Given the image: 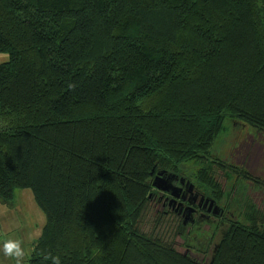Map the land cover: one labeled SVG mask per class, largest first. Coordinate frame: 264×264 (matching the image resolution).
Returning a JSON list of instances; mask_svg holds the SVG:
<instances>
[{
    "label": "trees",
    "instance_id": "16d2710c",
    "mask_svg": "<svg viewBox=\"0 0 264 264\" xmlns=\"http://www.w3.org/2000/svg\"><path fill=\"white\" fill-rule=\"evenodd\" d=\"M0 52V199L29 189L45 219L28 264H264L249 199L207 263L138 227L187 162L231 208L204 160L226 119L264 134V0H0Z\"/></svg>",
    "mask_w": 264,
    "mask_h": 264
},
{
    "label": "rangeland",
    "instance_id": "374dc122",
    "mask_svg": "<svg viewBox=\"0 0 264 264\" xmlns=\"http://www.w3.org/2000/svg\"><path fill=\"white\" fill-rule=\"evenodd\" d=\"M8 59L7 52H0V64L7 62ZM209 154V159L204 160V163L206 166L212 164L210 176L223 193L229 191L232 193L230 197L233 196L234 202L230 211L239 212L238 205L248 199L255 207L264 211V190L238 176L245 171L264 180V134L238 120L226 119L222 130L211 145ZM210 161H214V164L208 163ZM201 165L203 162H187L181 166L180 172L175 174L183 177V174L192 176ZM155 194L156 197L159 195L157 192ZM152 198L153 196L140 220L138 226L140 231L170 243L181 254H189L207 263L210 255L214 254L220 236L218 223L210 217L202 219L196 225L197 228L187 227V224L182 228L180 218L175 213H163L166 209H161L156 198ZM159 212H162L160 216H158ZM44 222V215L36 206L29 189H14L11 207L0 202V240L5 237L23 239L29 254L33 248L32 243L39 236ZM213 230H215L214 234H212ZM0 264H7L2 255H0Z\"/></svg>",
    "mask_w": 264,
    "mask_h": 264
},
{
    "label": "flooded vegetation",
    "instance_id": "af4514ba",
    "mask_svg": "<svg viewBox=\"0 0 264 264\" xmlns=\"http://www.w3.org/2000/svg\"><path fill=\"white\" fill-rule=\"evenodd\" d=\"M171 185L178 188V190L174 189V194L171 191H160L153 188L155 191L153 193L157 192L159 195L156 197V194H154L152 199L155 197L157 202L160 203L161 209H166L163 213H175L181 220L182 228L183 225L185 226L186 224L188 225L187 227H196L202 219H209L212 217V220L218 223V229L221 230L219 238L224 236L229 223L234 220L230 209L218 204L215 198L205 195L204 191L196 188L191 180L183 176L172 178ZM190 186L192 187L190 188ZM206 198L208 201L213 200L214 205L218 206L217 214L213 213V208H210L209 202H205Z\"/></svg>",
    "mask_w": 264,
    "mask_h": 264
},
{
    "label": "clouds",
    "instance_id": "9594fccd",
    "mask_svg": "<svg viewBox=\"0 0 264 264\" xmlns=\"http://www.w3.org/2000/svg\"><path fill=\"white\" fill-rule=\"evenodd\" d=\"M0 255L7 264H27L29 252L23 239L5 237L0 240ZM42 264H62V260L59 255L48 252L42 256Z\"/></svg>",
    "mask_w": 264,
    "mask_h": 264
},
{
    "label": "water",
    "instance_id": "95a60500",
    "mask_svg": "<svg viewBox=\"0 0 264 264\" xmlns=\"http://www.w3.org/2000/svg\"><path fill=\"white\" fill-rule=\"evenodd\" d=\"M175 174H172V173H167L166 171L164 170H161V171H158L154 177L152 178V182H151V185L153 188L155 189H158L160 191H171L173 194H174V189L178 190V188L176 187H173L171 185V179L172 178H175ZM181 182V180H180ZM192 186H190L191 188ZM0 202L1 203H5L7 205H10V207L12 206L9 202L7 201H4L2 199H0ZM205 202H209V206L210 208L212 207L213 208V213L214 214H217L218 213V206L217 205H214V201L213 200H210L208 201V199L206 198L205 199ZM216 248H217V245L215 246L214 248V252L216 251Z\"/></svg>",
    "mask_w": 264,
    "mask_h": 264
}]
</instances>
